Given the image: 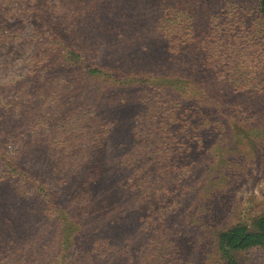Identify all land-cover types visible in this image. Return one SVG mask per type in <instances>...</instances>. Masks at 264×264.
I'll use <instances>...</instances> for the list:
<instances>
[{
    "label": "trees",
    "instance_id": "16d2710c",
    "mask_svg": "<svg viewBox=\"0 0 264 264\" xmlns=\"http://www.w3.org/2000/svg\"><path fill=\"white\" fill-rule=\"evenodd\" d=\"M132 1L108 0L110 15L124 13ZM156 4L161 11L157 27L171 50L169 61L177 63L172 75L138 68L131 63L132 53L118 51L107 57V32L116 29L107 27V0H0V49L12 47L10 55L23 58L20 69L0 81V238L5 237L0 240L5 256L0 264H31L32 258V264H103L109 251H120L106 230L109 225L126 232L128 224L143 221L151 232L167 238L176 203L172 194L190 164L182 154L195 142L185 135L197 138L198 148L205 143L201 126H194L195 117L209 111L221 133L232 126L223 121L222 90L205 80V65L200 68L198 60L201 48L208 49L203 51L206 66L215 74L211 78L221 76L219 15L207 12L202 18L201 0ZM233 4L226 5L229 12ZM259 7L264 18V0ZM209 23L207 41L204 29ZM26 25L32 30L28 39L23 36ZM21 45L32 49L16 50ZM227 53L232 66L235 52ZM238 75H229L233 83ZM144 84V110L130 126L132 140L117 142V119L100 114L102 106ZM241 84L247 89L250 81ZM188 90L194 102L183 110H164L158 100L149 99L150 93L163 98L169 91L171 102L183 104ZM201 100L209 102L206 108L197 104ZM239 106L245 114L252 109ZM237 126L236 139L248 140L250 123ZM175 161L179 174L173 176ZM34 198L52 234L38 247L11 246L17 212L36 206L29 203ZM51 238L56 244H49ZM214 240L222 258L240 264L233 251L264 246V214L252 226L215 232Z\"/></svg>",
    "mask_w": 264,
    "mask_h": 264
},
{
    "label": "rangeland",
    "instance_id": "374dc122",
    "mask_svg": "<svg viewBox=\"0 0 264 264\" xmlns=\"http://www.w3.org/2000/svg\"><path fill=\"white\" fill-rule=\"evenodd\" d=\"M201 1L204 4L202 18H206L204 13L207 12V16L212 13L219 15L218 44L222 56L218 70L222 74L215 80L211 78L215 74L205 64L204 47L200 51L199 67L202 68L204 63L202 72L205 80L216 82L222 90V105L226 110L223 121L232 127L221 133L214 126L215 117L209 111L205 116L195 117L194 126H201L205 143L198 148L197 138L185 135L195 142L190 143L188 146L191 147H187L182 154L190 164L186 169L188 173L185 171L182 174L184 180L172 194L176 203L171 208L173 225L167 232V238H162L161 233L151 232L143 221L137 225L128 224L126 232L109 225L106 230L111 233L120 251L117 248L109 251L103 264H229L219 253L214 240L215 232L240 224L252 226L254 219L264 214V18L259 0ZM156 2L134 0L126 6L124 13L113 17L108 11L107 0V27H116L107 32V57L118 51L126 56L132 53L131 58L134 59L131 63L138 64V68L146 67L156 74L172 75L177 63L169 61L171 50L157 27L161 11ZM233 2L232 12H229L226 5ZM211 28L209 23L204 29L207 41H210ZM31 31V25H26L24 38L28 39ZM142 46L147 47L143 52ZM15 48L30 51L32 46ZM11 49H0V81L8 80L22 65V56H11ZM229 51L235 52L232 66L229 64ZM204 72L208 74L207 78ZM232 72H239L235 83L229 77ZM245 80L250 81L247 89L241 84ZM145 85L121 92L112 100L107 99V106H102L100 114L117 119V142L132 140L129 129L136 116L144 110L140 98L148 90ZM191 93L188 90L184 94L183 104L171 102L169 91L162 94L163 98L157 93H150L149 99L158 100L164 110L173 106L183 110L194 102ZM122 97H126L123 102L120 101ZM243 103L252 108L248 114L241 112L239 104ZM197 104L206 108L209 102L201 100ZM243 123H250L249 139L239 142L236 139L239 134L237 125ZM173 164V176H176L179 174L175 168L176 161ZM177 164L183 170V165ZM30 201L36 206L29 204L17 212L19 221L11 231V246L38 247L47 242L48 234H52L47 222H43L42 208L37 205V199ZM125 211L126 208L121 212ZM132 220L134 218L128 222ZM4 238L0 240L4 241ZM49 244H56L55 239L51 238ZM74 252L75 248L71 249L69 256ZM232 253L240 264H264V246ZM2 254L0 252V258L5 257ZM34 261L32 258L31 264Z\"/></svg>",
    "mask_w": 264,
    "mask_h": 264
}]
</instances>
